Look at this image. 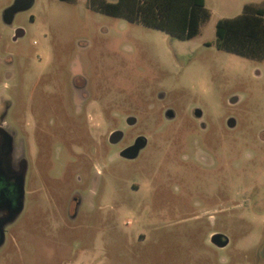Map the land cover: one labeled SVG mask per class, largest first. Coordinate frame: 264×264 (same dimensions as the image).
I'll list each match as a JSON object with an SVG mask.
<instances>
[{
  "label": "rangeland",
  "instance_id": "374dc122",
  "mask_svg": "<svg viewBox=\"0 0 264 264\" xmlns=\"http://www.w3.org/2000/svg\"><path fill=\"white\" fill-rule=\"evenodd\" d=\"M13 2L0 0V124L23 138L33 187L0 264H264V58L215 44L219 18L264 0H205L210 18L190 39L88 0H34L7 23ZM74 79L90 93L76 102L79 134L63 123L64 145L51 131ZM117 129L126 136L111 144ZM137 134L139 159L120 158ZM75 166L83 181L70 187Z\"/></svg>",
  "mask_w": 264,
  "mask_h": 264
},
{
  "label": "trees",
  "instance_id": "16d2710c",
  "mask_svg": "<svg viewBox=\"0 0 264 264\" xmlns=\"http://www.w3.org/2000/svg\"><path fill=\"white\" fill-rule=\"evenodd\" d=\"M91 8L131 22L190 39L210 18L205 0H88ZM216 47L236 54L264 58V2L245 4L233 17L215 24ZM211 45V43H207Z\"/></svg>",
  "mask_w": 264,
  "mask_h": 264
},
{
  "label": "flooded vegetation",
  "instance_id": "af4514ba",
  "mask_svg": "<svg viewBox=\"0 0 264 264\" xmlns=\"http://www.w3.org/2000/svg\"><path fill=\"white\" fill-rule=\"evenodd\" d=\"M85 83L77 82V79H74V82L71 83L69 89V94L67 96V103L62 105V108L58 110L59 116L61 115L63 117L62 122L58 123L55 128H52L51 136L53 138H59L61 140L60 142L62 144L65 143V132L62 134V129L64 131V127H66V124H63L65 121L68 123V128H74V134H79L80 129L78 127L81 126V122L77 120V117L75 113H79L80 107L77 105V100L79 101L81 97H83L85 94H89V90L84 85ZM68 107V109H67ZM79 109V110H77ZM74 112V115L73 113ZM194 115L197 119L200 120V125L203 127L202 123V111L199 107L195 108ZM78 116V115H77ZM172 116H175L174 111H172ZM134 117V116H130ZM130 117H126L124 121L128 123V119ZM66 119V120H65ZM137 122V119L135 117V122L133 124H129V126H134V124ZM232 122V119L229 120V126L232 127L233 125H230ZM52 123H55V120L52 119ZM62 124V125H61ZM77 128V130L75 129ZM71 130V129H70ZM118 130V129H117ZM122 131V137L120 140L126 136V131ZM114 132V131H113ZM111 135V134H110ZM110 135L108 137V140L111 144H115L119 142H111L110 141ZM78 137V136H76ZM140 137H144L146 140L147 138L142 134H137L133 136L132 141L122 147L119 151V157L128 161H137L140 157V153L144 147L148 145V140L146 141V144L141 147L135 157H127L121 155V152L133 146L137 139ZM49 156L46 159V168L44 170V173L47 177V183L44 184L45 187H47L48 194L51 196V189L49 187L50 184L48 183L49 180L55 179V175L51 174L49 171L52 169L50 168L52 166L51 160H50V152L48 153ZM73 154V153H72ZM29 152H27V146L24 143L23 138L19 137L16 133V131L11 128L7 127L5 128L3 125L0 124V248L5 244L7 240V236L10 234V228L9 226L13 223L17 215L23 210L25 201L27 198V191L26 187H33L29 183V171H30V162H29ZM198 156L194 157L197 160V163L204 162V160H207L208 158L204 155L198 153ZM38 156V155H37ZM36 156V157H37ZM74 159H77L78 156L74 154ZM77 156V157H76ZM187 161L190 159L192 160L193 157L185 158ZM89 170H92L89 174V176H84L85 181L90 178L93 179L92 172L98 173L95 164H91L89 166ZM72 169V168H71ZM69 169V178L74 181L72 186L70 187H77L78 182L83 181V177L81 176L80 166H75L73 168L74 171ZM62 174V173H61ZM65 175V174H64ZM63 174L61 176H64ZM59 177V176H58ZM95 177V176H94ZM71 184V183H70ZM58 187H62V185H59ZM57 197V196H55ZM57 199V198H56ZM81 201V196H72L68 198V200H65V203H71L72 205H77ZM22 207L19 212H17L19 207ZM224 238V237H223Z\"/></svg>",
  "mask_w": 264,
  "mask_h": 264
},
{
  "label": "water",
  "instance_id": "95a60500",
  "mask_svg": "<svg viewBox=\"0 0 264 264\" xmlns=\"http://www.w3.org/2000/svg\"><path fill=\"white\" fill-rule=\"evenodd\" d=\"M33 1L34 0H14L13 4L10 5L8 8H6L4 13H3L4 21L7 23H11L15 13L18 11L26 10V9L30 8L33 4ZM23 33H24V31L22 29H20V28L17 29L15 32L14 38H17L18 36L22 35ZM134 122H135V117H130L128 119L129 124H133ZM230 125H233V121L230 123ZM121 137H122V131L121 130H115L110 135V141L115 143L118 140H120ZM146 141L147 140L144 137H140L139 139H137L136 143L133 146L124 149L121 152V155L127 156V157H135L138 150L146 144ZM21 208L22 207L20 206L18 208L17 212H19L21 210ZM210 240L214 245H216L218 247H224L229 243V238L221 232L213 233L211 235Z\"/></svg>",
  "mask_w": 264,
  "mask_h": 264
}]
</instances>
